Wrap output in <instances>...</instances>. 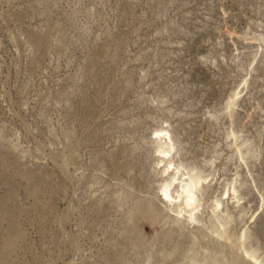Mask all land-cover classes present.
Masks as SVG:
<instances>
[{
  "label": "rangeland",
  "instance_id": "374dc122",
  "mask_svg": "<svg viewBox=\"0 0 264 264\" xmlns=\"http://www.w3.org/2000/svg\"><path fill=\"white\" fill-rule=\"evenodd\" d=\"M233 261L264 264V0H0V264Z\"/></svg>",
  "mask_w": 264,
  "mask_h": 264
},
{
  "label": "bare ground",
  "instance_id": "6f19581e",
  "mask_svg": "<svg viewBox=\"0 0 264 264\" xmlns=\"http://www.w3.org/2000/svg\"><path fill=\"white\" fill-rule=\"evenodd\" d=\"M206 179L204 178H195L182 186L181 188V200L180 204L182 206V209L185 213H188L190 216L193 217V214L196 210L199 209V200H198V193L202 189V186L206 183ZM233 196V199H238V190L234 186L233 189L229 191V194L227 198L231 199ZM236 203H239V201H236ZM214 211H219L222 208V205L219 202H216L213 206ZM234 256H238V251L236 248L233 249ZM236 258V257H235ZM216 262V260H215ZM232 263H235L234 261ZM17 264V263H14ZM236 264V263H235ZM240 264V263H239Z\"/></svg>",
  "mask_w": 264,
  "mask_h": 264
}]
</instances>
